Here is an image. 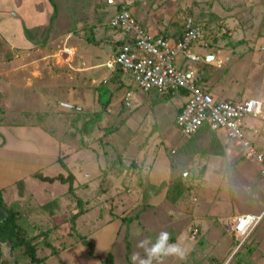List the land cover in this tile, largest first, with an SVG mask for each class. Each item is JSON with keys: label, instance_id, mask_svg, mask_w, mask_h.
Listing matches in <instances>:
<instances>
[{"label": "rangeland", "instance_id": "rangeland-1", "mask_svg": "<svg viewBox=\"0 0 264 264\" xmlns=\"http://www.w3.org/2000/svg\"><path fill=\"white\" fill-rule=\"evenodd\" d=\"M127 1L129 0H55L57 14L52 21L54 7L48 0H0V94H8L9 91L10 94L14 95L16 104L25 103L32 108V106L36 107L38 105V101L44 102L50 94H57L56 99L61 97L59 94H67L64 89L71 78L84 81L82 84L85 85L87 77L81 76L78 70L79 68L82 69V64L77 61L79 55L75 53L76 48L81 52L82 45H87L91 36L96 39V33L103 42L107 40L108 36L110 37L108 34L112 33L108 23L110 17L118 9L119 4ZM145 1L150 3L153 0ZM169 1L171 2V0ZM172 5L175 10L179 7L181 10V0H176ZM184 13H186V17H193L196 23L203 28L204 35L195 44L201 43L203 45L208 40L209 37L206 36V32L211 35L219 34L222 36L220 39L226 38L229 30L219 21L220 19L214 21L213 26L209 24L206 26L205 19L203 20L200 17L206 16L207 19H214L208 13L207 5L202 7L201 14L196 12L193 7L186 8V11L182 14ZM250 14L248 13V16L242 18V25H245L242 31L249 32L254 29L255 32L252 37L261 39L264 36L258 35V33L264 32V8L262 11L256 8L254 14ZM257 29L259 30L257 31ZM240 37L241 35H231L226 40ZM107 43L105 42L104 46L96 45L94 48L92 45H87L94 50H92L93 53H87L84 59L89 60L93 54L99 56L101 52L98 50L103 48L109 50L110 46ZM67 50H71V53H67ZM181 56L179 54L177 60ZM26 62L29 66L31 65L30 68H21ZM11 71H14V73L9 74L8 72ZM10 76L14 77V80ZM27 77L34 80V87H19L16 81L20 80V85H23V82L27 81ZM8 82L14 85H9ZM101 84H104V82H95V91ZM106 84L114 91L115 99L131 89L130 84L126 86L121 84L118 73H115ZM140 95L145 96L146 101L140 103L135 110L126 108L120 98L119 103L116 100H113L112 103L113 108H116L118 104L117 113L108 112V107L103 108L100 104L97 106L98 109L92 112L84 109L78 113L61 111L63 129L67 123L70 124L69 118L72 119L73 126L78 124L77 128L80 131L78 133V147L84 152L86 165L87 163L88 165L92 164L91 168L96 174L89 180V187L77 189V195L74 196L67 191L68 184H66L65 189L59 185L61 183H58L59 187L54 191L62 201L64 208H61L57 216H54V213L50 215L54 206L57 205V200L47 202L50 208L43 209L42 206L46 204V200L42 199L47 196H44V192L40 190L41 195H43L40 197L37 188L49 185H45V181L41 180V182L36 179V182L29 186L32 191L34 187L36 188L32 193L33 197L30 198L29 202H26L28 206L21 207L22 204L12 203L23 212L24 217L22 218L25 224L28 219H30L29 222H32V227H25L29 235L39 234L42 243L43 240L48 239L51 244H55L57 250L61 251L74 246V242L80 244L82 240H79L78 232L81 235H87L95 243V253L99 257H104L102 261L104 264H106L105 259L110 253L106 252L108 248L111 249L110 254L113 256L112 264H149L151 247L157 246L160 250L166 244V241H170L167 237L180 230L178 226L183 228L186 226L188 240H190V243L195 241L194 244L197 245L199 243L198 236L192 238L190 232L192 228L200 224L198 220H201V218L208 219L210 222H220V220L227 222L236 214H239L238 216L247 213L264 215L262 209L264 205V179L258 173V164L256 165L253 161L247 159L236 142L234 143L232 139L225 137L223 134L211 131L203 134L205 131L203 130L190 138H183L179 135L176 143L171 146L166 143L161 134L167 136L168 133L177 131L173 123L172 108L164 104L148 103L147 100L155 98L151 94ZM166 99L165 95L158 94L156 102L165 101ZM4 100L10 101L6 97H4ZM60 102L72 103L70 101ZM88 118L90 121L87 127H84ZM127 119L129 120L127 121ZM251 122L255 124V128L260 127L261 120L257 119ZM71 128L72 126H68L61 131L62 135L65 134L66 139L72 134L71 130L73 129ZM185 141L186 149L182 145ZM255 141L258 146L262 145L261 141H259L260 144L258 140ZM153 145H156L157 149L166 148L167 155L172 161L173 174L171 181L181 178L185 184L186 190L177 203L168 202V204L175 205H172L175 209L172 219L176 225L163 226L162 232L157 234L156 228L149 225L151 222L146 221L144 225L140 219H135L134 216L143 208L144 201L147 202L143 200L142 204H138V207L134 211L132 210V213L127 214V217L133 219L122 223L117 231L116 241L113 240L114 231L112 227L97 228L96 226H88L89 223L86 217L82 218L85 223L78 225V231L72 232L74 236L66 238L64 232L67 230V224L70 223L69 218L80 209L77 198L82 201V214L86 212L88 200L89 203L96 200L100 202L99 198L101 196V201L105 204H103V207H106L107 204L106 208H109L112 205L109 198L115 197L116 193L111 190L110 194L103 195L106 183L110 180L116 183H127L130 181L129 176L135 174L139 177L143 175L140 170L142 165H139L141 158L145 157L144 160L148 162L154 156L158 157L156 154L157 149ZM261 147L264 151V146ZM151 150H153V154L150 153ZM116 174L120 177L119 180H116ZM140 178L142 180V177ZM82 181L87 182L86 177H82L80 182ZM19 183L13 188H18L20 193ZM22 183V189L24 190L26 184L24 181ZM140 184L143 185V183ZM109 186L107 185V187ZM119 186L116 185L112 189L118 188V190H121L122 186ZM148 187L151 188L152 185H148ZM127 188L129 189V187ZM62 189V194H58ZM34 193L36 196H34ZM70 200H73L71 206L77 208L76 211L71 212ZM28 208L32 209V214L27 213ZM90 214L98 216L99 213L95 210ZM105 214H107V210H105ZM156 215L160 216V214ZM226 228L230 229L229 226H226ZM45 231H47V234L43 239L41 234ZM148 235L157 236V241L153 243L146 242V236ZM162 236L167 239L164 240ZM224 238H227V236L222 237V239ZM127 240L131 242L132 253L135 254L134 256H131L132 253L130 254L129 262L126 259ZM134 244L136 245L135 248H133ZM5 245L6 243L3 244V247ZM40 251V255H42L44 251ZM248 251H251V249H246L244 255ZM14 254L18 264L28 263V259L23 256L22 251L16 250ZM189 260L191 264H195L197 259L194 261L190 256ZM186 264H188V257H186ZM202 264H206V262L203 261Z\"/></svg>", "mask_w": 264, "mask_h": 264}, {"label": "crops", "instance_id": "crops-1", "mask_svg": "<svg viewBox=\"0 0 264 264\" xmlns=\"http://www.w3.org/2000/svg\"><path fill=\"white\" fill-rule=\"evenodd\" d=\"M172 2L174 3L176 0H171V2H168V0H153L150 3L145 0H129L125 3L142 27L151 33L164 35L172 40H178L183 35L184 17L186 13L182 14V12L186 11V8L193 7L196 12H200L201 14L202 7L207 5V11L214 19L210 20L206 16H200L203 20L205 19V25H212L214 21L220 19L219 21L225 25L226 29L228 28L229 32H227L225 39H220L222 36L219 34L211 35L209 32H206L209 41L206 40L203 45L201 43L195 44L199 42L197 41L188 50V53L196 55L198 60H193L186 57L185 54H181L182 56L177 60L178 67L187 72H193L198 84L207 89L217 100L244 102L251 98H258L264 102V37H261V39L252 37L255 32L254 29L249 32L242 31L243 26H245L242 25V18L248 16V13L254 14L256 8L262 11L264 8V0H181V10L180 7L175 10ZM257 5L260 6L256 7ZM110 28L112 33L108 34L110 37L108 36L107 40L103 42L96 33V41L98 43L89 41L87 44L92 45L94 48L96 45L104 46V43L108 42L107 44L110 46L109 50L104 48V50H98L101 52L99 56L93 54L89 60H85V55L89 52L93 53L92 50L94 49L90 48V46L82 45L84 48L82 47L80 52L76 48L75 53L79 55L77 61L82 64V69L79 68L78 70L81 76L87 77L85 85L82 84L84 81L71 78L64 89L67 94H59L61 96L59 99H56L57 94H50L44 102L41 103L38 101V105L36 107L32 106V108L29 104H16L14 95L10 94L9 91L8 94H0V192L3 200L8 205L12 203L22 204L21 207L27 205L26 202H29L30 198L33 197L32 193L36 188L34 187L32 191L29 189V186L33 182H36V179L41 181L35 176L37 173L43 176L54 177L61 173L67 175L68 169L75 176L74 187L76 195L77 189L89 187V180L95 176L96 172L91 168L92 164H90L91 166L88 163L86 165L84 152L78 147V133H80L77 128L78 124L73 126L72 119L70 118V124L66 122L67 124L64 129L68 126H72L71 129H73L68 139L61 132L63 129V115H60L62 114L61 111L78 112L61 107L59 102L70 101L82 107L84 110L96 111L99 103L98 94L95 91V82L103 81L107 83L115 73L119 74V79L123 86L130 84L131 90L134 91L133 110L138 108L140 103L146 101V97L140 94H151L152 97H155L152 100H147L150 104H164L172 108L173 123L177 131H172L167 136L161 134V137L165 138L167 144L172 146L178 140L179 135L182 136L175 122L178 113L186 103V92L178 90L169 93H160L158 90L153 89L148 93H144L134 85L129 73L124 70L116 71L118 66L114 64V57L120 46L127 42L129 38L120 29ZM248 28L250 27L248 26ZM231 35H241V37L230 39L229 41L226 40ZM258 35L264 36V32L258 33ZM67 51V53H71V50ZM209 56L213 57L209 59ZM30 66L26 62L21 68L27 69ZM8 73L11 74L14 71ZM10 78L14 80V77L10 76ZM34 79L36 78L34 77ZM16 82H18L19 87H34V80L28 77L27 81L25 83L23 82V85H20V80ZM8 84L14 85L11 82H8ZM158 94L165 95L167 99L156 102ZM123 95L124 93L117 99H115V94L113 95L112 102L107 108L108 112L117 113L118 104L116 108H113L112 103L114 102L113 100L119 103L120 98V101H122ZM4 97L10 101H3ZM257 119L261 120L259 128H255V124L251 122ZM89 121L90 119L88 118L87 123ZM203 130H205L203 134L211 131L230 138L224 131H214L208 125H204L197 134ZM244 132L246 138L256 149L264 154V151L261 149V146H264V119L247 116L244 121ZM182 137L186 138L184 136ZM232 140L241 147L244 153V147L240 141L236 139ZM255 140H258V142L261 141L262 145L258 146ZM182 145L185 148L186 141ZM153 147L157 149L156 145H153ZM150 153L153 154V150ZM156 154L158 157L156 158L154 156L148 162L144 160L145 157L141 158L139 165H142L140 170L143 175L139 177L135 174L129 176L128 179L130 181L127 183L108 181L106 184L110 186H105L103 195L110 194L111 190L115 191L116 196L109 198V202H112V205L110 204L111 206L109 208H106L108 206L107 204L106 207H103L104 203L101 201L102 196L99 198L100 202L96 200L95 202L89 203L88 200L86 203V212L76 220V230L78 225L80 226L83 222L85 223L82 218L86 217L89 223L87 224L88 226H96L97 228L112 227L114 231L113 240L115 239L116 241L117 231L120 229L122 223H124L123 218L127 217L128 213H132L138 207V204H142L141 202L143 200L147 201V208L140 209L136 213H139V217L135 219H140L144 225L146 221L151 222L149 225L156 228L157 234L162 232L163 226L176 225L172 219L173 213L175 212L172 205H175L169 203L170 206L168 204L170 201L167 199V191L173 174L172 161L168 157L165 147L157 149ZM150 157L152 156L150 155ZM249 160L257 165L254 160ZM62 161L67 169L63 167ZM82 177H86L87 182H80ZM115 177H117L116 180L120 178L118 174ZM140 177H142V180H140ZM20 181H24L26 184V189L23 190L22 195H20L18 188H13ZM58 183L61 182H45V185L49 186H40L37 188L39 189L38 195L40 197L43 195L47 196L42 199L46 200L45 203L57 200L58 206L54 207L51 211L54 213V216L59 214L62 207L64 208L62 201H60L56 191H54V189H58ZM140 183H143V185ZM113 184L115 185L113 186ZM59 185L66 189V184L61 183ZM116 185L122 186L121 190H118V188L112 189ZM148 185H152V187L150 188ZM40 190L44 192L43 195H41ZM62 191L63 189L58 194H62ZM34 196H36L35 193ZM72 201L70 204V209L72 207L71 212L77 210V208L71 206L73 205ZM105 203L107 202L105 201ZM112 208L115 209L112 210ZM28 209L27 213H33L32 209ZM262 209L264 211V205ZM95 210L98 211V216L90 214ZM105 210H107V214H105ZM154 213L160 214V216ZM238 215L236 214L228 219L227 222L223 220H220V222H210L208 219L204 220L202 218L198 220L200 224L196 227L199 228L200 233L197 237L199 239L197 245L194 244L195 241L190 243V240H188L186 226L184 228L178 226L180 230L174 232L175 234L173 233L172 236L167 237L170 241H166V244L160 250L157 246L151 247L149 264H186V257H188V264H191L189 260L190 256L194 261L197 259L195 264H202L203 261L206 264H264V215L252 234L240 246L241 237L232 227L234 218ZM170 219L172 224L170 223ZM226 226H229L230 229L226 228ZM69 229L70 223L67 224V230L64 232L66 238H72L74 236L72 232L70 234ZM84 236L86 240L92 243L93 250L89 244H83L82 241H79L80 244L74 242V246L61 251L57 250V253H53L52 249L44 247L42 249L44 253L40 255V251L39 255L45 258L44 262L46 264H104L102 262L104 257H99L95 253V243L87 235ZM224 236H227V238L222 239ZM162 238L164 240L167 239L163 236ZM157 239V236H146V242L153 243ZM135 246L134 244L133 248ZM246 249H251V251H248L244 255ZM106 252L111 253V249L108 248ZM134 255L133 253L131 254V256Z\"/></svg>", "mask_w": 264, "mask_h": 264}, {"label": "built area", "instance_id": "built-area-1", "mask_svg": "<svg viewBox=\"0 0 264 264\" xmlns=\"http://www.w3.org/2000/svg\"><path fill=\"white\" fill-rule=\"evenodd\" d=\"M109 25L125 32L129 38L120 46L114 57V64L131 75L134 85L141 92L148 93L153 89L160 93L187 91L186 103L175 122L182 136L190 138L204 125L214 131H224L230 138L240 141L245 156L258 164L259 174L264 178V154L246 138L244 132L247 116L264 119V102L258 98L244 102L217 100L207 89L196 83L194 75L188 76V72L177 65L179 54L198 60L188 50L203 37L204 32L193 17L185 16L184 32L178 40L149 32L125 6L110 18ZM122 100L126 108H133L134 91L128 89ZM59 104L70 111L82 110V107L73 103ZM262 218V214L252 213L234 218L232 227L241 237L239 246L248 239ZM190 233L192 238H196L200 230L194 227Z\"/></svg>", "mask_w": 264, "mask_h": 264}, {"label": "trees", "instance_id": "trees-1", "mask_svg": "<svg viewBox=\"0 0 264 264\" xmlns=\"http://www.w3.org/2000/svg\"><path fill=\"white\" fill-rule=\"evenodd\" d=\"M48 1L54 7V14L52 16V21H53L57 14V4L55 0H48ZM123 6L129 9L127 4L125 2H122L121 4H119L117 11L121 10ZM89 41L93 43H98L93 36L89 38ZM116 66H118L116 71L123 70L121 66L119 65H116ZM196 83L198 84L197 81ZM96 93L98 94V103L103 108L109 107L113 99L114 91L106 83H104L96 88ZM187 94L188 93L186 91V95ZM81 111H76V112H81ZM88 123L86 122L84 127H87ZM62 165L65 169H67L66 165L63 162H62ZM35 176L45 182L53 183L55 181H59L63 184H68L69 185L68 192L72 194L73 196L75 195V187H74L75 176L68 169H67V175L61 173L57 176L49 177V176H43L42 174L37 173L35 174ZM22 187H23V183L22 181H20L19 183L20 195L23 194ZM185 190L186 188H185V184L183 180L181 178H176L172 180L171 183L169 184V189L167 191V199L171 201L172 203H177V201L184 194ZM77 203L80 209L77 210L75 213H73L71 217L69 218L70 234L71 232L76 230V220L83 213V211L81 210L82 201L79 198H77ZM146 203L147 202L144 201L143 209L147 207L148 204ZM0 206L7 213L6 218H3V219L0 218V264H9V258L7 257L4 251V248H3V244L8 243V242L12 243L14 251L16 250L22 251L23 256H25L28 259V264H46L44 262L45 258L39 255V251L44 249V247H47V248L52 249L53 253H57V248L54 246V244H51V242H49L48 239L43 240L44 242L42 243V240L40 239L39 234H35L32 236L29 235V232L27 233V230L25 227H32L31 225L32 222H29L30 219H28L26 220L27 223L25 224L22 218L24 217L23 212L19 210L15 206V204L8 205L3 200L1 192H0ZM56 206H58V204ZM42 207L43 209H46V210L50 208L49 203L44 204ZM19 211H21L22 213ZM138 217H139V213L136 214V216H134V218H138ZM132 219H133L132 217H124L123 222L130 221ZM63 221H66V220H63ZM45 234H47V231L42 232L41 234L43 236V239H45L46 237ZM77 235L80 241L82 240L83 244L85 243L89 244L91 249L93 250L92 243L86 240V237L84 235H81V234H77ZM39 246H42V247H39ZM130 254H131V243L127 240L126 241V259L128 262L130 261ZM112 258H113L112 254H109L108 257L105 259V263L112 264V260H113Z\"/></svg>", "mask_w": 264, "mask_h": 264}, {"label": "water", "instance_id": "water-1", "mask_svg": "<svg viewBox=\"0 0 264 264\" xmlns=\"http://www.w3.org/2000/svg\"><path fill=\"white\" fill-rule=\"evenodd\" d=\"M212 57L213 56H209V59ZM192 75H193V72H191V71L188 72V76H192ZM6 217H7L6 211L0 206V218L3 219ZM3 248H4V251L7 255V257L10 260V264H18L16 257H15V254H14V249H13L12 243L11 242L6 243V245Z\"/></svg>", "mask_w": 264, "mask_h": 264}]
</instances>
